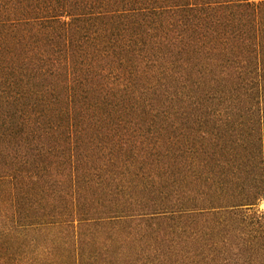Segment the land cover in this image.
<instances>
[{"label": "trees", "instance_id": "obj_1", "mask_svg": "<svg viewBox=\"0 0 264 264\" xmlns=\"http://www.w3.org/2000/svg\"><path fill=\"white\" fill-rule=\"evenodd\" d=\"M264 0H0V264H264Z\"/></svg>", "mask_w": 264, "mask_h": 264}, {"label": "rangeland", "instance_id": "obj_2", "mask_svg": "<svg viewBox=\"0 0 264 264\" xmlns=\"http://www.w3.org/2000/svg\"><path fill=\"white\" fill-rule=\"evenodd\" d=\"M260 209L264 211V201L260 204Z\"/></svg>", "mask_w": 264, "mask_h": 264}]
</instances>
